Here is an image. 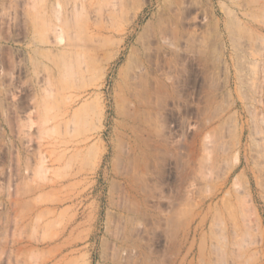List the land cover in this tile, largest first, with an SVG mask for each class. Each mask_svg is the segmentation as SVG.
Masks as SVG:
<instances>
[{"label": "rangeland", "instance_id": "374dc122", "mask_svg": "<svg viewBox=\"0 0 264 264\" xmlns=\"http://www.w3.org/2000/svg\"><path fill=\"white\" fill-rule=\"evenodd\" d=\"M0 264H264V0H0Z\"/></svg>", "mask_w": 264, "mask_h": 264}]
</instances>
